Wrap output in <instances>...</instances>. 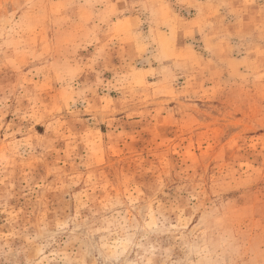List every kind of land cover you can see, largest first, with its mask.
I'll return each mask as SVG.
<instances>
[{
  "label": "rangeland",
  "instance_id": "1",
  "mask_svg": "<svg viewBox=\"0 0 264 264\" xmlns=\"http://www.w3.org/2000/svg\"><path fill=\"white\" fill-rule=\"evenodd\" d=\"M0 264H264V0H0Z\"/></svg>",
  "mask_w": 264,
  "mask_h": 264
}]
</instances>
